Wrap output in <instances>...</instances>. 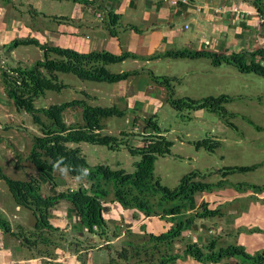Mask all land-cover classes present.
I'll use <instances>...</instances> for the list:
<instances>
[{
  "label": "rangeland",
  "instance_id": "rangeland-1",
  "mask_svg": "<svg viewBox=\"0 0 264 264\" xmlns=\"http://www.w3.org/2000/svg\"><path fill=\"white\" fill-rule=\"evenodd\" d=\"M183 1L186 3V0ZM247 1L258 8L254 4L256 0ZM258 1L264 10V0ZM55 4L53 9L60 15L63 6L57 2ZM200 9L197 8L198 11ZM6 10L10 11L11 9L8 6ZM213 12L219 17L217 9H213ZM4 13L5 10L0 11V14ZM8 16L18 18V15L12 11L11 15ZM99 18L101 19V17ZM2 25L3 22L0 24V32L5 31L7 42L5 43L0 38V70L2 66L7 68L18 64H22L24 67H32L35 61L43 59V52L32 45L28 46L29 51L25 50L26 47L21 46L12 51L5 49L6 45L10 43V35L13 29L7 27L3 30ZM38 27L44 28V26ZM248 34L251 36L246 38L244 45L235 41V45H240L231 48L232 50L229 52H233L235 49L238 52L258 49V41L253 37V34H257L256 28L255 31H249ZM241 35L243 36V34ZM204 36L206 42L213 40L210 33ZM210 43L212 46L208 44L207 46H210L208 50L218 51L214 46L215 44ZM242 47L244 49H241ZM39 56L41 57L39 58ZM168 58H162L149 68L153 70L155 75L181 79V82L176 84L175 97L203 99L224 94L234 98V101L226 104L225 107L235 114L234 117L229 116L230 122L235 125V128L229 126L216 113L204 110L199 113L188 111L181 113L173 109L168 103L163 104L157 110V120L162 130L165 131V136L173 141L174 145L171 148V154L166 157H159L155 164V175L162 184L171 189L176 188L183 176L193 171H201L207 175L209 172H215L228 166L260 164L261 166L257 169L264 167V78L254 72H239L234 66L227 63L215 66L206 57L174 60L173 58L168 60ZM168 65L170 66L168 67ZM128 66L121 68L117 65H110L109 69L115 73L121 69H128ZM60 77L64 83L69 84L70 88L64 89L61 93L48 91L45 96L35 101L36 107H47L55 103L73 100L80 96V91L78 92L76 89L92 92V85L82 83L73 75L61 74ZM100 85L108 86L109 84L101 83ZM97 98L96 103L99 105H116L113 99L103 101L99 99V96ZM117 104L122 106L121 102ZM137 105L141 108L140 103ZM135 106L132 105L131 108ZM135 108L136 110L129 109L128 115L124 118L111 117L104 120L103 133L118 136L121 140L127 139V135L121 136V134L137 131V127L132 129L133 117L138 116L140 123H142V118L154 114L138 109V106ZM66 118L68 123H71L79 120L81 116L78 112L68 111ZM37 134H40L39 129L33 124L31 115L16 111L13 102L8 99L4 92L0 78V165L7 175L14 179H28L30 175L37 176L36 169L26 159L30 152L32 136ZM210 137L220 138H218L221 143L220 148L213 153L204 148H196V141ZM129 138L134 145H139L135 139L137 138L135 134H131ZM80 147L91 166L106 164L114 169L123 168L128 173H133L136 170V163L141 160L139 156H132L126 147L114 151L103 145L85 142L81 143ZM18 166H21V169ZM256 170L252 173L247 172L250 173V178L256 182H246L264 185V176L262 175L264 171ZM247 173H235L227 176L226 180L228 183L237 184L239 180H235L234 176L246 175ZM57 178L59 191L90 186V183L84 179L71 177L65 172H61ZM217 180H221L218 173L208 175L202 181L214 183ZM47 191H49L48 187H44L43 193H47ZM196 201L197 204L207 201L211 209L220 208L221 216L197 219L193 229L183 232L182 240L176 242L173 252H170L171 254L176 255L182 252L184 246L191 242L197 243L206 252L205 246L213 239L217 242V248L241 244L250 253L264 249V193L239 192L234 187L226 186L211 193L199 194ZM70 207V203L62 201L56 209L52 210V223L61 230L45 234L51 239V244L46 245L38 241L36 247L29 249L22 245L16 237L3 233L6 236L5 246L7 245L8 248L4 249L0 234V264H3L4 255L11 256L10 262L8 258L6 259L9 264H18L16 261L21 259H25L26 264H41V262L42 264H109L112 259L116 264H147L153 263L156 258L158 262L162 256L163 253H158L152 243H149L148 238L151 233L157 235L169 229L171 223L167 220L156 216L146 217L144 213L135 209L122 208L110 196L105 201V217L109 224V232L108 236L104 237L91 233L78 225L79 219L68 215ZM19 209L16 207L6 184L0 179V216L11 223L13 231H23L25 235L32 234L35 224L33 214L27 209ZM144 226L145 228H143ZM254 229L257 231H253ZM108 239H111L109 245ZM15 241L23 246L22 249L20 246L13 249ZM102 246L104 248H100ZM108 246L112 248L107 249ZM125 248L127 256L120 259L119 252ZM137 248H140L139 255H136ZM18 252L23 254L18 256ZM237 262V259H222L217 264H235ZM169 264L202 263L196 262L191 257H177L174 262Z\"/></svg>",
  "mask_w": 264,
  "mask_h": 264
},
{
  "label": "trees",
  "instance_id": "trees-1",
  "mask_svg": "<svg viewBox=\"0 0 264 264\" xmlns=\"http://www.w3.org/2000/svg\"><path fill=\"white\" fill-rule=\"evenodd\" d=\"M9 4L12 0H2ZM74 3L84 5L94 4L89 0H72ZM258 11L264 13L260 2H254ZM118 15L108 13L106 19L113 24ZM56 20L62 17H54ZM67 19V18H65ZM257 30V28H256ZM244 31H252L251 27ZM36 46L44 54L43 59L34 62L32 67L17 66L1 67L0 78L4 92L13 102L17 112H24L32 117L33 124L39 129L37 135L32 136V144L27 160L32 163L37 171V176L30 175L28 179H14L7 175L0 165V179L6 184L16 206L31 211L35 218L34 232L25 235L23 231L15 232L11 223L0 216V230L20 240L21 244L29 249L36 247L38 241L43 244H51L52 241L46 233H54L58 230L53 223L52 210L56 209L62 201L70 203L69 217H77L78 225L98 236H108L109 224L105 217V201L112 196L122 208L135 209L144 213L146 217H158L171 223L167 232L161 234H149L148 241L152 243L158 253H163L157 262L147 264H169L177 257H191L202 264H217L222 259H237L235 264H264V249L248 252L241 244L229 245L217 248L215 239L209 242L204 252L197 243H187L182 252L176 255L173 252L176 242L182 240L183 232L191 230L197 219H208L221 216L220 208L211 209L209 203L197 204L196 197L199 194L211 193L223 189L226 186L234 187L239 192L251 191L256 194L264 192V185L252 183H228L226 177L235 173H247L256 170L260 164L251 166H228L209 174L201 171H193L181 179L176 188L164 186L155 175V164L159 157L171 154L173 141L165 136V131L160 127L157 114L149 117H133V128L137 131L124 132L120 137L104 134V120L111 117L124 118L129 109H120L117 105L102 106L91 104L98 100L84 90L79 92V98H74L62 103H55L47 107H36L35 101L45 96L48 91L61 93L70 86L64 83L60 75L69 74L81 81H93L100 83H118L128 80L140 73L138 70L113 73L108 70V65L118 64L128 59H140L153 61L161 58H200L206 57L215 66L227 63L234 66L239 72H254L264 78V47L253 51L242 50L240 52H216L206 49H180L156 52L151 56H138L124 52L115 55L107 51H92L81 53L73 49L41 44L36 39H15L5 49L12 51L19 46ZM151 81L155 86L166 90V103L178 112H195L198 110L209 111L218 114L226 123L235 128L230 122L229 116L234 113L228 111L226 104L234 101L228 95L209 96L203 99L191 97L176 98V84L181 82L176 77L158 76L152 70H147ZM139 104V102L137 103ZM140 108L139 105H136ZM133 109L136 110L134 107ZM132 109V110H133ZM143 110V109H142ZM68 111L78 112L81 118L68 123L66 120ZM142 116V115H141ZM143 117V116H142ZM139 124V125H138ZM260 129V128H259ZM135 134L139 145H134L129 136ZM103 145L110 150H119L126 147L132 156H139L136 170L128 173L123 168L114 169L106 164L91 166L80 147L81 143ZM197 149L204 148L213 153L220 148L219 140L204 138L196 141ZM65 172L71 177L84 179L90 183L89 187H79L59 191L57 175ZM219 174L221 180L216 183L202 181L208 175ZM49 191L43 193V188ZM145 228V226L143 227ZM257 231V230H253ZM108 245L111 239L107 240ZM95 247V246H94ZM92 247V248H94ZM104 248V246L100 247ZM108 246L107 249H111ZM126 248L119 252V258H126ZM137 248L136 255H139ZM109 264H116L112 259Z\"/></svg>",
  "mask_w": 264,
  "mask_h": 264
},
{
  "label": "crops",
  "instance_id": "crops-1",
  "mask_svg": "<svg viewBox=\"0 0 264 264\" xmlns=\"http://www.w3.org/2000/svg\"><path fill=\"white\" fill-rule=\"evenodd\" d=\"M89 1L95 3L84 5L83 3H74L72 0H12V2L6 4L0 0V11L5 10L4 14H0V24L3 22V30L7 27L13 29L10 35L11 40L31 38L38 40L41 44L73 49L81 53L107 51L115 55H121L124 52H129L146 57L166 50H200L204 47L209 49L212 46L210 42L215 44L214 46L218 50L216 52L230 53L231 48L240 44L244 45L246 38H250L249 32L245 33L244 31L246 27H251V30L254 31L257 28L258 35L253 34V37L258 41V48L264 47V24L258 25L257 18L258 14L264 16V13H260L257 7H254L247 0H187L186 3L183 0ZM56 2L63 6L60 15L53 9ZM8 6L11 9L10 11L6 10ZM230 6L248 12L246 19L242 20L240 15L231 10L227 14H219V17L213 12V9ZM197 8L201 9L198 11ZM11 11L18 15L17 19L8 16L11 15ZM111 12L118 15V17H115V22L110 25L106 15ZM4 17H6L5 20ZM54 17H62V19L56 20ZM38 26H44V28ZM207 33H210L213 38V40H207L211 44L210 46L203 45L206 42L204 35ZM0 38L5 43L7 42L5 31L0 32ZM235 41H239L240 44L235 45ZM21 47L30 50L28 46ZM241 49H244V47ZM39 51L41 50L39 49ZM234 51L238 52L236 49ZM161 59L153 61L128 59L113 64L121 68L129 65L128 69H121L115 73L140 71L139 74L130 77L126 81L108 83V86H101L100 82H81L92 85V92L86 91L87 93L97 95L103 101L113 99L120 109H133L134 107L131 108V106L137 105L139 102L144 111L157 114V110L166 103V90L163 87L154 85L147 70H151L149 67L158 63ZM171 59L168 58V60ZM109 67L110 65L107 66L110 71ZM76 91L81 90L76 89ZM129 92H131L130 95H127ZM76 98H79V96ZM96 102L91 104L99 105ZM120 102L122 106L117 104ZM106 106H111V104ZM195 112L199 113L203 110ZM211 138L220 139L219 137ZM18 167L21 169V166ZM263 168L256 171H264ZM238 175L234 176L235 180H239L238 183L254 181L250 178V173ZM262 175L264 176V172ZM167 231L168 229L165 232ZM3 233L0 230L4 249H8L7 245L5 246L6 236ZM18 241L20 242V240ZM19 246L22 249L23 246L15 241L13 249ZM21 254L23 253L18 252V256ZM42 256L46 257L45 255ZM36 257L44 259L40 256ZM7 258L10 262L11 256L4 255L3 264H9L6 262ZM16 262L18 264L27 263L25 259Z\"/></svg>",
  "mask_w": 264,
  "mask_h": 264
},
{
  "label": "built area",
  "instance_id": "built-area-1",
  "mask_svg": "<svg viewBox=\"0 0 264 264\" xmlns=\"http://www.w3.org/2000/svg\"><path fill=\"white\" fill-rule=\"evenodd\" d=\"M186 2H187V0H186ZM216 9H217L218 14L227 13L230 10L234 11L238 15H240V18L242 20H245L246 19V15L248 14V12L242 11L240 8H234L233 6H230V7H219V8H216ZM257 18H258V25L264 24V17L262 18V16L260 14H258ZM208 44H210V43L207 41L205 45H208Z\"/></svg>",
  "mask_w": 264,
  "mask_h": 264
}]
</instances>
